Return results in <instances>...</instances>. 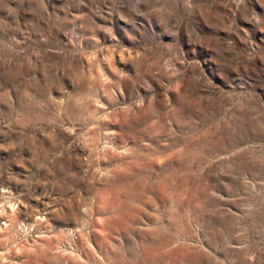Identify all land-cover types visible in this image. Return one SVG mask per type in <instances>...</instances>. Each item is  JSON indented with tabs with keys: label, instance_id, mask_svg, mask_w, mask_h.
<instances>
[{
	"label": "rangeland",
	"instance_id": "rangeland-1",
	"mask_svg": "<svg viewBox=\"0 0 264 264\" xmlns=\"http://www.w3.org/2000/svg\"><path fill=\"white\" fill-rule=\"evenodd\" d=\"M0 264H264V0H0Z\"/></svg>",
	"mask_w": 264,
	"mask_h": 264
}]
</instances>
